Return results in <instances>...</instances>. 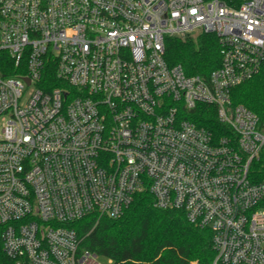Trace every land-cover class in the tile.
<instances>
[{
  "label": "built area",
  "instance_id": "built-area-1",
  "mask_svg": "<svg viewBox=\"0 0 264 264\" xmlns=\"http://www.w3.org/2000/svg\"><path fill=\"white\" fill-rule=\"evenodd\" d=\"M196 32L219 39L207 76L165 57L167 37ZM263 68L264 0H0L10 264H102L65 224L118 218L144 190L211 230L213 264H264V120L232 100ZM202 104L228 131L188 117Z\"/></svg>",
  "mask_w": 264,
  "mask_h": 264
},
{
  "label": "trees",
  "instance_id": "trees-1",
  "mask_svg": "<svg viewBox=\"0 0 264 264\" xmlns=\"http://www.w3.org/2000/svg\"><path fill=\"white\" fill-rule=\"evenodd\" d=\"M2 54L7 59V54ZM165 57L170 65H182L188 74L207 76L221 65L218 36L196 32L186 37H167ZM7 61L10 71L5 74L16 73L11 66L13 60ZM232 100L245 104L264 120V68L234 87ZM188 117L216 136L228 131L219 121L215 106L199 105ZM65 226L77 232L80 249L97 252L111 259L110 264H186L182 260L188 257L196 264H213L217 255L209 228L192 225L182 210L155 207L154 197L148 190L137 192L118 218L89 214ZM0 264H10L1 243Z\"/></svg>",
  "mask_w": 264,
  "mask_h": 264
},
{
  "label": "rangeland",
  "instance_id": "rangeland-1",
  "mask_svg": "<svg viewBox=\"0 0 264 264\" xmlns=\"http://www.w3.org/2000/svg\"><path fill=\"white\" fill-rule=\"evenodd\" d=\"M175 260H171V262H176ZM100 261L102 262V264H109L108 263V259L105 258V257H101L100 258ZM177 262H181V261H177ZM182 263H186V264H196V262L192 258H190V257H188V259H186V260H182Z\"/></svg>",
  "mask_w": 264,
  "mask_h": 264
}]
</instances>
